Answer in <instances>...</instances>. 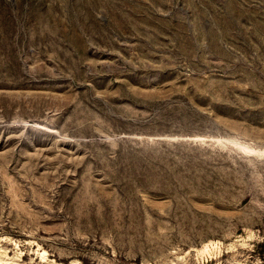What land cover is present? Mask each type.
Masks as SVG:
<instances>
[{"label": "rangeland", "instance_id": "374dc122", "mask_svg": "<svg viewBox=\"0 0 264 264\" xmlns=\"http://www.w3.org/2000/svg\"><path fill=\"white\" fill-rule=\"evenodd\" d=\"M264 0H0V264H264Z\"/></svg>", "mask_w": 264, "mask_h": 264}, {"label": "trees", "instance_id": "16d2710c", "mask_svg": "<svg viewBox=\"0 0 264 264\" xmlns=\"http://www.w3.org/2000/svg\"><path fill=\"white\" fill-rule=\"evenodd\" d=\"M264 243V242H263Z\"/></svg>", "mask_w": 264, "mask_h": 264}]
</instances>
